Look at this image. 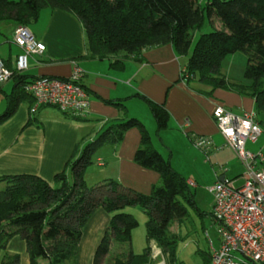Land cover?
<instances>
[{
	"label": "trees",
	"instance_id": "1",
	"mask_svg": "<svg viewBox=\"0 0 264 264\" xmlns=\"http://www.w3.org/2000/svg\"><path fill=\"white\" fill-rule=\"evenodd\" d=\"M44 9L73 16L83 30L88 57L112 59L110 67L115 70L122 69L127 60H139L144 50L170 45L178 57H187L180 70L181 81L189 83L196 78L213 89H228L222 63L228 56L244 54V79L249 84L231 86L254 99L255 120L260 123L257 115L264 114V0H208L204 6L195 0H0V22L29 27ZM205 16L213 30L200 34L192 47V33L202 27ZM215 21L221 24L218 28ZM23 73L13 71L11 78L16 83L6 96L7 109L0 115V123L20 102L30 103L31 112L34 101L25 86L35 79ZM79 85L84 89L80 81ZM137 96L148 107L160 133L168 119L164 106ZM105 103L126 112L120 100ZM133 128L140 132L134 162L159 175L150 194L136 193L111 179L88 187L84 171L92 164L95 152L105 144H119ZM0 186V252L6 240L17 235L26 244L30 264H76L82 227L96 209L108 214L110 221L92 264H106L112 243L126 244L112 264L149 263L151 242L164 254L166 264H180L176 257L179 235L170 228L183 222L186 205L196 207L188 182L153 147L141 121L128 116L107 125L76 151L64 170L55 175L54 185L36 175L15 174L0 177ZM134 206L148 217L146 247L141 255H135L131 248L130 233L137 221L131 214L119 212ZM210 218L213 220L212 214ZM17 260L15 257L12 262ZM203 264H210V254L203 258Z\"/></svg>",
	"mask_w": 264,
	"mask_h": 264
},
{
	"label": "crops",
	"instance_id": "2",
	"mask_svg": "<svg viewBox=\"0 0 264 264\" xmlns=\"http://www.w3.org/2000/svg\"><path fill=\"white\" fill-rule=\"evenodd\" d=\"M42 16L47 22L45 27L38 28L37 22ZM37 22L35 26L38 27L27 28L37 41L44 44L45 51L40 56L28 58L27 69L23 74L28 79H66L77 66L82 71L80 84L88 94L89 107L83 117H73L53 107H41L32 114L30 103L20 102L13 114L0 123V177L15 174L36 175L54 185L55 175L64 170L67 161L76 151L80 152L107 125L128 116L141 121L153 147L170 161L174 170L181 171L175 153L180 158L191 152L200 161L204 157L205 164L217 166L219 172L214 170L215 182L227 179L234 187L242 185L246 170L244 173L243 170L234 172V156L237 155L225 146L212 114L220 106L236 115H255L254 99L231 86L248 85L249 82L239 83L225 74L230 83L228 89H213L198 81H181L180 70L186 59L178 57L170 45L144 50L139 60H127L122 69L115 70L110 67L112 59L96 60L88 57L83 30L73 16L59 10L44 9ZM5 23L9 36L5 35L4 28H0L3 32H0V60L14 70L16 58L21 51L12 42L15 29L13 23L5 20L0 25ZM232 58H236L235 54L231 55L230 60ZM228 63L235 64L234 61ZM226 69L230 71L229 67H224V73ZM15 83L14 78L0 83V115L7 109L6 96L11 94ZM137 95L164 106L168 119L165 129L160 133L156 132V124L148 107ZM109 100L122 101L125 114L105 103ZM257 120L261 129L264 128V114L257 115ZM195 137L211 140L213 146L208 154L194 146ZM257 141L247 142L245 148L252 153L261 152L263 161L256 167L264 168V139L260 144ZM139 142L140 132L133 128L124 134L119 144L101 146L93 155L92 164L85 169L84 179L94 176L96 184L111 179L136 193L150 194L152 186L159 181V175L134 162ZM248 147H254L255 150ZM91 166H95V172L89 171ZM109 221L110 216L102 209H96L90 216L82 227L76 264H92L94 251ZM145 247L146 240L144 249ZM125 248L126 244L112 243L107 257L112 260L111 264L114 263L116 255L114 257L113 254L116 250L121 252ZM131 248L135 255H141L144 251L135 252L132 243ZM15 257H18L16 263L12 262ZM0 264H30L26 244L19 236L14 235L6 240L5 248L0 252Z\"/></svg>",
	"mask_w": 264,
	"mask_h": 264
},
{
	"label": "built area",
	"instance_id": "3",
	"mask_svg": "<svg viewBox=\"0 0 264 264\" xmlns=\"http://www.w3.org/2000/svg\"><path fill=\"white\" fill-rule=\"evenodd\" d=\"M12 42L21 51L13 70L16 73L26 71L29 57L40 56L45 51L44 44L37 41L27 27H16ZM13 71L0 60V83L7 82ZM81 75L82 71L75 66L67 79L40 78L28 83L25 92L34 101L31 112L35 113L41 106H50L63 114L83 117L88 111L89 99L79 85ZM212 118L225 146L235 152L246 172L239 187L223 179L217 180L210 189L211 214L219 237V248L209 244L210 264H264V168L256 167L263 161V155L245 148L247 142L258 140L262 129L253 113L236 115L217 106ZM194 146L208 154L213 143L210 139L195 137ZM188 185L194 186V183ZM151 245V257L160 255V250ZM152 249L158 251L152 252Z\"/></svg>",
	"mask_w": 264,
	"mask_h": 264
},
{
	"label": "rangeland",
	"instance_id": "4",
	"mask_svg": "<svg viewBox=\"0 0 264 264\" xmlns=\"http://www.w3.org/2000/svg\"><path fill=\"white\" fill-rule=\"evenodd\" d=\"M198 5L204 6L208 0H195ZM50 10V9H49ZM205 22L203 23L202 27L199 30L194 31L193 38H192V47L195 44V41L200 36V34L208 33L212 31L213 26L208 21V19L205 16ZM46 19L42 16L41 20L37 22V25L33 23L28 28L33 29L34 27H45L46 25ZM221 24L219 21H215L214 27L218 28ZM6 23L3 25H0V28H4L5 35L9 36L8 29L5 28ZM1 29V30H2ZM1 32V31H0ZM3 34V32H1ZM5 36V37H6ZM236 58H231V56H228L225 61L222 63V73L227 75L228 78L238 80L239 83L247 84V80L244 79V70H245V64H246V57L244 54L238 52L235 54ZM243 58V60H242ZM187 60V57H185ZM236 59V60H234ZM228 61H234L235 64L230 65ZM241 62V63H240ZM224 67H229L230 71L225 70V73L223 72ZM227 71V73H226ZM230 74V75H229ZM231 76V77H230ZM193 81H197V79H193ZM262 137H260L257 141V144H260L262 140L264 139V128H262ZM193 146V145H192ZM194 147V146H193ZM195 148V147H194ZM251 150L254 147H248ZM196 152L198 154L202 153L195 148ZM175 157L178 158L180 169L181 171H176L185 181L191 180L195 186H192L190 188L191 193L194 197L195 202V208L185 206L186 207V215L181 224L176 223L173 224L170 228V230L179 235V242L176 249V257L180 264H203V258L208 256L210 254V245H212L214 248H219V237L216 231V226L213 223V220L210 218L211 210H212V202L213 197L212 193L210 192V189L213 187L216 175L214 173V170L218 171L217 166L212 167L209 163L205 164L203 160V155L201 161L199 158L197 159L195 154H191V152L188 155H185L179 158L178 154L175 153ZM234 160L236 161V165L234 168V172L242 171L243 173L246 170L243 162L237 157L234 156ZM173 168V167H172ZM89 171H96L95 166H91L89 168ZM85 178L86 185L88 187L94 186L97 181L95 180V177H89V179ZM103 181H101L102 183ZM59 186V183H58ZM1 188V186H0ZM133 209H136L133 210ZM140 207L134 206L133 207H125L119 212L132 214L134 219L137 221L136 226L131 230V243L135 250V252H142L145 246V223L147 221V215L140 210ZM142 211V212H141ZM151 244H155L151 242L149 244L150 249L152 248ZM158 251L157 249H152V252ZM118 253L116 252L113 254L115 255ZM109 256V255H108ZM154 256V255H153ZM116 258V257H115ZM240 259H243L240 255ZM149 264H166L165 262V256L160 251V255L156 257L149 256ZM106 263L111 264L112 260H105Z\"/></svg>",
	"mask_w": 264,
	"mask_h": 264
},
{
	"label": "water",
	"instance_id": "5",
	"mask_svg": "<svg viewBox=\"0 0 264 264\" xmlns=\"http://www.w3.org/2000/svg\"><path fill=\"white\" fill-rule=\"evenodd\" d=\"M221 181L223 180V179H220Z\"/></svg>",
	"mask_w": 264,
	"mask_h": 264
}]
</instances>
